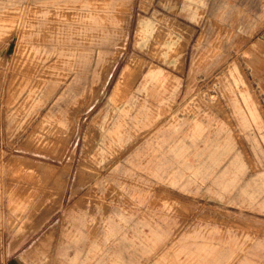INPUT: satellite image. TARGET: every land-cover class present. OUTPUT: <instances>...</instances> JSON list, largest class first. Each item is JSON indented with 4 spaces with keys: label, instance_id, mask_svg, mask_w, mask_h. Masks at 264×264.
I'll list each match as a JSON object with an SVG mask.
<instances>
[{
    "label": "rangeland",
    "instance_id": "374dc122",
    "mask_svg": "<svg viewBox=\"0 0 264 264\" xmlns=\"http://www.w3.org/2000/svg\"><path fill=\"white\" fill-rule=\"evenodd\" d=\"M0 264H264V0H0Z\"/></svg>",
    "mask_w": 264,
    "mask_h": 264
}]
</instances>
